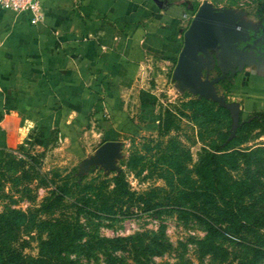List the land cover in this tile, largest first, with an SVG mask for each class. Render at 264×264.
<instances>
[{
	"label": "rangeland",
	"instance_id": "rangeland-1",
	"mask_svg": "<svg viewBox=\"0 0 264 264\" xmlns=\"http://www.w3.org/2000/svg\"><path fill=\"white\" fill-rule=\"evenodd\" d=\"M208 1L216 7L239 10L241 19L251 24L252 34L264 25L262 0ZM187 22L188 19L185 26ZM261 57L264 60V55ZM213 64L214 68L207 71L209 77L217 71ZM170 75L171 67L165 82L156 90L144 121L133 123L130 130L115 139L118 152L112 167L102 162L85 166V160L94 155L101 142L98 137L82 138L80 146L53 138L44 144L19 142L0 147V233L7 239L17 233L13 244L23 253L34 255L36 226L26 219L53 214L67 216L75 209L84 237H127L134 232L160 229L167 244L164 242L161 252L151 255L143 264H217L207 255L199 258L195 253L193 240L203 234V229L187 210L197 207L203 199L192 171L198 153L203 146L217 141L224 131H231L232 118L227 108L216 112L214 105L194 102L197 96L186 88L179 89ZM241 75L239 72L229 80L215 83L224 100H232L227 87L237 83ZM243 120L252 121L236 132L241 140L236 146L264 145L261 115L239 109L237 125ZM119 171L132 195L120 204H110L106 190L112 185L111 176ZM260 177L264 181V172ZM58 186L62 187L60 207L48 210L39 207L51 192L58 193ZM103 199L107 200V208L98 211V215L90 213L95 205H105ZM79 203H85V210L77 212L73 208L72 204ZM241 235L249 238L248 234ZM114 253L125 263L134 264L131 251L115 248ZM78 258L84 264H105L97 251L88 258ZM258 264H264V258Z\"/></svg>",
	"mask_w": 264,
	"mask_h": 264
},
{
	"label": "crops",
	"instance_id": "crops-1",
	"mask_svg": "<svg viewBox=\"0 0 264 264\" xmlns=\"http://www.w3.org/2000/svg\"><path fill=\"white\" fill-rule=\"evenodd\" d=\"M160 1L40 0L37 20L0 7V145L80 146L143 122L190 14ZM239 72L229 101L243 113L264 110V60L230 77Z\"/></svg>",
	"mask_w": 264,
	"mask_h": 264
},
{
	"label": "trees",
	"instance_id": "trees-1",
	"mask_svg": "<svg viewBox=\"0 0 264 264\" xmlns=\"http://www.w3.org/2000/svg\"><path fill=\"white\" fill-rule=\"evenodd\" d=\"M178 2L190 13L198 5L192 0ZM193 101L214 105L216 112L226 111L209 98L194 97ZM263 111H254L261 115L262 122ZM251 121L243 120L234 131L226 130L217 141L203 146L192 168L203 195L201 204L187 210L203 229V234L193 240L194 250L199 258L207 255L217 264H229L232 260L234 264H258L264 258V181L260 177L264 172V145L236 146L241 143L236 132ZM111 184L106 190L110 204H120L132 195L121 171L111 176ZM57 188L58 193L51 192L39 207H60L62 187ZM106 199L105 205H95L90 213L98 215V211L107 208ZM72 205L77 212L86 208L85 203ZM26 222L36 226V254H25L13 244L17 233L8 239L0 233V264H84L78 257L88 258L95 251L102 254L105 264H128L114 253L115 248L131 251L134 264H143L151 255L161 252L164 242L167 244L160 229L134 232L127 237H84L75 209L67 216H31ZM242 233L249 238L240 236Z\"/></svg>",
	"mask_w": 264,
	"mask_h": 264
},
{
	"label": "water",
	"instance_id": "water-1",
	"mask_svg": "<svg viewBox=\"0 0 264 264\" xmlns=\"http://www.w3.org/2000/svg\"><path fill=\"white\" fill-rule=\"evenodd\" d=\"M249 29L251 24L241 19L239 10L216 7L202 0L182 30V43L170 75L179 89L186 88L197 97L209 98L227 108L232 118L231 130L238 124V103L224 100L216 93L214 83L229 78L245 65L262 60L264 51L254 55L244 50L246 44L237 47V43L249 38ZM214 62L219 73L208 77L207 71ZM117 152L118 141L106 139L96 147L94 155L85 160V166L102 162L112 167Z\"/></svg>",
	"mask_w": 264,
	"mask_h": 264
},
{
	"label": "built area",
	"instance_id": "built-area-1",
	"mask_svg": "<svg viewBox=\"0 0 264 264\" xmlns=\"http://www.w3.org/2000/svg\"><path fill=\"white\" fill-rule=\"evenodd\" d=\"M0 7L15 12H26L31 20L41 16L40 0H0Z\"/></svg>",
	"mask_w": 264,
	"mask_h": 264
},
{
	"label": "flooded vegetation",
	"instance_id": "flooded-vegetation-1",
	"mask_svg": "<svg viewBox=\"0 0 264 264\" xmlns=\"http://www.w3.org/2000/svg\"><path fill=\"white\" fill-rule=\"evenodd\" d=\"M190 17H189V19H190ZM189 19H188V21H189ZM249 34H250L249 38H247L244 41H241V42L237 43V47L240 48V47H242L243 45L246 44V46L244 47V50L247 51V52H251L254 55L257 54V52L264 51V39H263L264 25L261 24L260 30H258L257 32H255L253 34H252V31H249ZM258 62H260V60ZM213 68H214V64L211 67V70ZM217 73H219L218 68H217V71L215 72V74H217Z\"/></svg>",
	"mask_w": 264,
	"mask_h": 264
}]
</instances>
